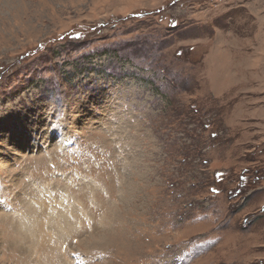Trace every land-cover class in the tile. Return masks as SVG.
Returning a JSON list of instances; mask_svg holds the SVG:
<instances>
[{
    "label": "rangeland",
    "instance_id": "obj_1",
    "mask_svg": "<svg viewBox=\"0 0 264 264\" xmlns=\"http://www.w3.org/2000/svg\"><path fill=\"white\" fill-rule=\"evenodd\" d=\"M1 205L0 264H264V0H0Z\"/></svg>",
    "mask_w": 264,
    "mask_h": 264
},
{
    "label": "bare ground",
    "instance_id": "obj_2",
    "mask_svg": "<svg viewBox=\"0 0 264 264\" xmlns=\"http://www.w3.org/2000/svg\"><path fill=\"white\" fill-rule=\"evenodd\" d=\"M0 211L3 213V215H10V214H12V212H7V208L4 207L3 205H1ZM69 255H71V253Z\"/></svg>",
    "mask_w": 264,
    "mask_h": 264
}]
</instances>
